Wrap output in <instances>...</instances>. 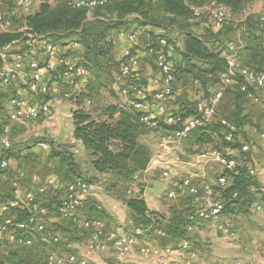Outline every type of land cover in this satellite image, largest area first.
I'll return each mask as SVG.
<instances>
[{"label":"built area","instance_id":"built-area-1","mask_svg":"<svg viewBox=\"0 0 264 264\" xmlns=\"http://www.w3.org/2000/svg\"><path fill=\"white\" fill-rule=\"evenodd\" d=\"M7 1L9 0H0V33L11 31L12 18H19L22 13L24 17H28L37 12L40 7H37V4L49 3L48 0H10L14 6L3 9ZM109 1L67 0V3L91 11L98 6L106 5ZM191 11L193 19H208L217 30L229 27L236 29L247 16L253 15L250 13L239 18L219 0H207L202 6L191 7ZM257 17L264 23V15ZM27 30H29L27 25L21 29L27 38L23 41V49H12L21 40L7 43L0 49V93L9 94L6 99L0 100L3 105L0 107V120L6 121L0 133V182L7 180L10 186L7 191L9 197L0 198V246L9 244L31 247L39 242L48 247L45 255L46 264H99L90 263L86 255L73 252L68 255L60 254L51 249V245L63 241V236L57 231L55 224L63 219L78 217L80 228L88 232L85 240L86 249L94 255L110 257L111 264H206L203 262L200 249L194 246L193 235L198 231L199 221L207 222L234 237L232 229L238 221L236 215L242 213L239 210L228 211V206L237 207L236 199L239 195L237 191H230L227 195L234 181V177L229 173H238L239 166L246 162L248 174L257 181L259 191L264 196V160L257 159L258 145L255 146L248 136H244L241 126L228 119L221 110L227 90L237 83L239 90L247 93L248 97L256 102L264 92V70L256 71L241 61L243 39H229L226 46L221 48L226 69L215 83L207 85L204 90L200 89L201 94L192 105L194 111L188 116L183 112L185 105L178 104L181 110L179 112L174 109L179 90L175 87L177 81L173 62L168 58L169 54L182 49L183 41L180 38L159 36L155 41L158 45H150L146 49L154 58L159 71L152 80L151 89L138 82L143 75V68L140 56L135 55L134 50L127 49L118 57L121 60V77L131 78L138 83L123 87L116 85L114 90H119L117 107L123 111L140 113V120L143 123L142 135H156L164 131L157 138L147 167L136 173L128 183L129 186L126 187V193L130 195L128 197H140L150 186L148 176L155 170H159L164 179L171 180V188L165 193L169 201H177L179 191L188 192L191 196L190 201L184 206L187 237L178 244L162 246L153 242L157 235L165 236L166 232L159 224L161 220L158 213L150 208L147 210L150 222L134 226L131 221L128 230L125 226H110L103 218L87 217L83 213L85 206L91 200H95L104 181L79 178L70 182L59 204L53 210L46 206L44 200H38L37 195L42 197L49 188L57 187L59 180L56 175L51 174L44 181L39 179L37 183L33 181L38 188L37 191L27 187L29 174L25 169L18 168L21 158L12 155V151L16 145L28 142L30 138L17 139L21 137L16 135V126L53 116L56 101L54 99L38 101L37 98L46 97L51 92L49 75L56 69L51 59L59 54L57 45L50 39L36 36ZM143 34L139 28L118 33L119 37L129 39L133 46L142 44ZM147 37L148 40L152 39L150 33H146L145 38ZM37 51L39 53L36 58ZM42 54L44 58L40 59ZM62 65L63 69L58 76L62 81L83 80L87 74V70L78 62L61 61ZM196 86H200L198 80H195L191 87ZM212 126H219L221 130L210 132L212 143H206L200 153L190 160H184L177 154L182 142L190 137L194 130L211 129ZM262 130L259 133L261 140L264 141V129ZM72 142L77 148L84 147L82 141L75 137ZM220 144L239 148L241 156L227 154ZM51 146L55 145L44 139L36 141V147L40 150L48 151ZM242 157H245L246 161ZM210 163H215L223 169L212 181L207 180L205 172L206 166ZM186 165L199 172H186ZM95 205L98 210H105V201L102 199H96ZM262 208L259 202L250 206L251 211H261Z\"/></svg>","mask_w":264,"mask_h":264},{"label":"trees","instance_id":"trees-1","mask_svg":"<svg viewBox=\"0 0 264 264\" xmlns=\"http://www.w3.org/2000/svg\"><path fill=\"white\" fill-rule=\"evenodd\" d=\"M146 1L110 0L106 5L98 6L90 11L85 8L73 7L67 3V0H58L55 5L49 3L40 5L37 12L27 17L26 24L29 28V33L46 37L56 45H65L70 42L82 45V53L77 62L87 71H90L93 76L90 91L92 87L95 88L92 91H96V88L97 90L98 88H103L101 86L103 83L105 85L104 88H108L107 90L111 92L113 84L109 85V82L116 75L120 74L119 76H121V60L114 53V35L121 30L130 31V27L133 25H131L127 17L134 13L140 16V19H134L136 20L135 23H139L133 28H139L144 32L143 37H141V45L144 46V49H148L150 45L157 46L156 39L166 34H155L153 31L144 30L143 27L147 25L161 27V24H164L169 25V27L177 25L180 29L181 36L183 37V47L174 53L172 59L177 82H183L184 79L190 78L189 84H193L195 80H198L200 86L195 87L198 90H204L207 85L215 83L219 79L220 74L226 69L222 47L217 49L218 47L216 48V46H219L217 42H221L223 38H227L229 36L228 32L234 28L229 27L224 30H217L212 27L208 20L204 26L202 25L203 23H200L204 30L203 34L196 33L190 23L192 11L185 0L155 1L157 3L155 4L156 8L161 9L165 15L163 18L165 22L147 20L145 12L149 11V4ZM219 1L233 7V10L238 5V0ZM237 28L242 31L244 41V48L241 50L242 63L256 71H263L264 23L259 20V17L249 15ZM146 33H150L152 39L148 40V37L146 39ZM15 40L26 41L25 32L10 31L0 33V47ZM61 70L62 67L55 69L52 73L57 74ZM201 90H199V93L197 92V95L195 94L196 98L200 95ZM112 93L114 92L112 91ZM180 94L177 93V97ZM225 95L228 97L226 99L224 96L226 101L223 109L221 107L222 113L238 126H241V128L244 124L253 123V120L244 114V108L240 101L248 98V95L239 90L238 83L227 90ZM231 96L234 101H231ZM193 102L185 104L183 111L185 112V116L193 113ZM231 102L235 104L232 112H230ZM2 106V103H0V107ZM103 109L104 112L109 114L110 118H113V115L117 111L120 112V116L116 120H102L96 119L86 111H74V137L82 141L85 151L89 154L94 170L109 177L107 181H104L106 190L117 198H123L134 226L146 225L151 220L150 215L147 213L148 207L146 202L141 198H130L125 193L126 187L132 177L144 170L150 159V151L139 143V136L143 130L140 113L120 110L114 104L106 105ZM0 122L3 125V121L0 120ZM213 130L219 131L221 129L219 126H212L211 129L198 128L193 131L191 136L199 144H211L212 138L210 132ZM17 156L18 158L22 157V155ZM25 158H21L18 168L26 170L29 163H32L35 167L42 163L47 171L45 178L51 174L57 176L59 180L57 187L49 188L46 194L42 196L44 197L46 206L51 210L59 204L60 198L70 182L79 178L88 179L79 172L81 171L80 164L68 148L51 146L50 150L43 151L35 147ZM28 172L27 179L30 178L31 173L30 171ZM88 180L93 179L89 178ZM252 188L256 190L252 191ZM230 191H237L239 193L236 199V203L238 204L236 209L239 211H249L250 206L259 200L258 196H261V192L259 191L258 183L248 174L246 162H243L239 166L238 175L234 177L233 184L229 188L227 195ZM262 199L264 200V197ZM170 208L169 210H172V212L170 211L171 215L169 214L171 218L167 220L168 227L165 229V224L159 223L166 232L165 236L157 235V237L161 238L159 245L162 246L178 244L182 239L187 237L185 211L182 212L175 209L174 206ZM94 210L98 212L103 211H99L96 205L90 202L85 206L83 213L87 217L102 218L100 215H94ZM88 211L91 214H88ZM234 211L235 209H231V212ZM63 221L75 224V228L80 227V218L78 217L63 219ZM59 224L60 222L55 225L57 231L61 232L60 228L62 225ZM61 234L64 241L65 235L63 232ZM72 239H74L73 235L71 236ZM63 241L60 243L62 244ZM10 246L12 245L5 244L4 247L0 246V249L3 250L2 254H0V264H7L11 260L15 264H25L23 261L24 257L29 258L32 264H46L43 254L45 253L46 255L47 246H40V248L44 249L43 253H40L41 250L34 253L38 249L39 242H36L31 247H23L29 248L28 250L34 253L32 255L24 253V256L19 253L16 254L17 251L10 255ZM7 251L9 252L7 253Z\"/></svg>","mask_w":264,"mask_h":264},{"label":"rangeland","instance_id":"rangeland-1","mask_svg":"<svg viewBox=\"0 0 264 264\" xmlns=\"http://www.w3.org/2000/svg\"><path fill=\"white\" fill-rule=\"evenodd\" d=\"M56 1V2H55ZM157 1V0H155ZM155 1L153 0H147L146 2L149 4L148 6V10L147 12H145V15H147L146 19L147 20H151V21H160L162 23L165 22V19H163L165 17V15L163 14L161 9H157L155 4ZM187 2V4L189 5V7H197V6H202L204 5L207 0H185ZM58 2V0H53L51 1V5H55ZM15 3V2H14ZM224 4V3H223ZM237 7L235 10H233V7L231 6H227L228 10L232 13L235 14L237 17L242 18L247 16L248 14L252 13L255 16H262L264 15V0H238L237 3ZM14 6L13 2L10 0L6 2V5L3 6V9H10ZM151 7V9H150ZM27 21V17H24V14L22 13L21 16L19 18H12L11 19V31H21L18 30L17 27L18 26H22L25 25ZM131 22V25H133L132 27H130V30L133 29V27H135L136 25H138L139 22L135 23L136 20H129ZM206 21H208V19H200V20H196L193 19L191 17L190 23L192 24V29L199 31V25L200 23H203L202 25L204 26V24L206 23ZM209 23V22H208ZM167 24V23H166ZM27 25V24H26ZM163 32L166 33V35H168L169 37H172V39H179L182 40L183 37L181 36V32L180 29L178 28L177 25H174L173 27H169V25H164L161 24ZM238 27V26H237ZM234 29L237 31V28ZM171 28V29H170ZM29 31V30H27ZM125 31V30H123ZM177 31L180 32L178 33V36L176 37L175 34H177ZM230 33V32H228ZM202 35V34H201ZM118 36V35H117ZM115 37V41L118 40V37ZM236 35L233 36L232 33H230V36H228L227 38H223L221 43V47H225L226 46V41L229 39H235ZM243 39V38H242ZM209 43V41H207ZM21 42L20 44H17V47H14L12 49H23ZM210 46H212V44L209 43ZM2 47H0L1 49ZM39 49V48H37ZM135 55H139L138 52L133 51ZM38 53L39 51H37V53L35 54V57H38ZM173 55L174 54H169L168 58L169 60L173 59ZM44 55L42 54V56L40 57V59L44 58ZM36 57V58H37ZM140 61L142 59V57H139ZM149 63V61H147ZM150 65H152V70L155 71V74L152 78H154L158 73V68L156 66L155 60L153 57H151V62L149 63ZM142 65V64H141ZM143 68V75L141 77V79L138 81L141 84L145 85V82L148 83L150 79H147V72L144 70V65H142ZM63 69V67H62ZM59 74H61V72L57 73V74H50L49 76L50 78V85L52 87L51 92L46 96V97H39L37 98L38 101H42V100H52V99H57V100H61L59 102H57L56 105V109H60L63 113L65 114H69V112H71L70 110L73 109V103L78 101L81 103H85L88 104V100H90L89 102L94 103L97 102V106L99 108H104L106 105H110V104H115L117 103V101L119 100V95L117 94V92L119 90H114L113 87L116 85L123 87L126 85H134L137 84L135 80L131 79V78H121V76L116 75L114 77V79L109 82V85L113 84L112 90L111 92L109 90H107L108 88H104V84L102 83L101 86H103V88H96V91H92L95 88L92 87V90L90 91L91 88V84H89L88 86H86L85 90L82 91V89H84L81 85L82 83V79H75L73 82L69 81V80H65L62 81L61 78H59ZM190 78L184 79L183 80V86L188 85L190 83ZM148 84H146L145 86H147ZM152 85L150 84V89H151ZM190 87V85H189ZM200 90V89H199ZM198 89H194L192 87L190 88H185L183 90L180 91V96H178L177 98V102H175L176 104L174 105V109L175 111L179 112L180 107L178 104L185 105L186 103H191L193 101H195L196 99H192L194 98L193 93L194 94H198L199 93ZM82 91V92H80ZM112 91L114 93H112ZM198 92V93H197ZM12 93V92H11ZM201 94V92H200ZM102 104V105H100ZM101 106V107H100ZM255 110H253V112H250V119H252L253 121L257 122L258 120H262L261 122L264 121V110L263 107L260 106V104L255 105ZM82 106H80L81 111H85L84 110V106L83 108H81ZM222 109H223V102H222ZM89 108V105L86 106V109ZM55 110V106L53 108V113ZM1 118V117H0ZM3 125H5L6 123L5 120H2ZM54 122V120H47V119H39V120H34L30 122V125H28V131H26L27 133L25 134H18L17 136L21 137V138H17V139H25L30 137L31 138V147L35 148L36 147V141L40 140V139H44L46 141H48L50 144H53L55 146L57 145H61V144H66L68 143V140H70L69 136V129H68V124L66 120L61 121L60 125L59 124H52L51 122ZM44 122V124H43ZM48 122V125H46V123ZM50 122V124H49ZM3 125L0 122V132L2 130ZM248 125V128L243 127L242 126V131H243V135L244 136H248L250 138V140L256 144L255 146H257L260 142H259V138H258V131H263L262 129H260V127H253V124H246ZM264 126V124H262ZM252 127L251 129L249 128ZM255 129H257V131H254ZM264 129V128H263ZM17 130V128H16ZM62 132L61 134H59V132ZM164 131H160L159 134H150L147 137H142L141 139H139V143L146 147V149H148L150 151V156L152 155V153L154 152L153 149L155 148L156 142H157V138L159 135L163 134ZM17 134V133H16ZM30 140V139H29ZM264 142V141H263ZM222 145V147L224 148L225 145ZM219 145V146H220ZM205 146V144H199L198 142H196L194 140V137L190 136L187 139H185L180 148H178L177 154L181 156L182 159L184 160H190L192 157H194L196 154L200 153L201 150L203 149V147ZM80 147H78V151L76 153V157L78 159V163L80 164V170L79 172L82 173L83 176H85L86 178H90L93 180H97V181H107L109 179L108 176H99L97 177L96 174L94 173L93 168L88 164L86 157H84L82 151L79 150ZM14 150H16L14 152ZM257 150H261L260 152L256 154L257 159H264V156L262 155V152H264V148L259 146V149L257 147ZM22 151L24 150H19L14 148L13 152L14 155H18L20 154ZM26 151V150H25ZM261 153V155L259 154ZM86 159V160H85ZM242 159H244L246 161L245 157H242ZM150 160V159H149ZM28 164V163H27ZM26 164V165H27ZM27 171H32L37 173L36 175L38 176L37 181L39 179H41V177H45L46 176V169L45 166L41 163L39 165H37L36 167L33 166L32 163H29L28 166L26 167ZM186 172H196L198 173L199 171H193L192 168L190 167H186ZM223 171V169L215 164V163H210L208 164V166H206L205 168V172L207 173V180L208 181H212L216 178V176L221 173ZM33 172L31 173L33 175ZM232 177H236L238 175V173H229ZM178 178V177H177ZM148 181H149V185L151 190L154 189L156 190L158 196L157 199L159 200L160 204L163 207V214H159L161 216L160 217V222H162V225L165 224V229L166 227H168V222L167 220L169 218H171V214L169 216H167V213H171L169 209H171L170 207L174 206L175 209H178L182 212L186 211L185 203H187L188 201H190L191 196L188 194V192H182L179 191L180 195L177 199V201H169L168 197L165 196V193L167 191V189L171 188V180H166L162 177L161 173L159 170H155L153 172L150 173V175L148 176ZM232 180V178H231ZM28 183V181H27ZM9 186V182H7L6 180H2L0 182V197L6 198L9 197L8 196V192H7V188L4 186ZM33 184V183H32ZM34 185V186H33ZM33 185H27L28 188L33 189L34 191H37L38 188L36 187L35 184ZM105 184L101 185V188L99 189L97 196L95 197V200H91L92 204H95L96 199H102L103 201H105V210L103 211H95L93 212L94 215H100L102 216V218L104 220L109 219V223L112 224V226L114 225H122L123 227L125 226L126 229H130V222L129 219H131L130 214H128V212H126V209L119 203L116 201V199L118 201L124 202L123 198H117L116 196H114L113 194L109 193L108 190H106ZM129 186V185H128ZM127 186V188H128ZM10 187V186H9ZM126 193V191H125ZM127 196H130L126 193ZM113 197V198H110ZM259 200L258 202H260L261 205L264 204V200L262 199V197L264 196H258ZM37 199L38 200H44V197H41L40 195H37ZM238 205V204H237ZM263 207V206H262ZM111 208H113L114 210H112ZM109 211L111 212H108ZM173 209V208H172ZM231 209H236V208H232V207H228V211L231 212ZM261 210H263L262 212L260 211H247L250 213L249 216H246L248 214L244 213L243 215L240 212V214H237V216H239V220L236 222L235 224V231L234 234L235 236L232 237L230 235V233H223L222 231H220L219 229L216 228H209L208 225L204 222V221H199L198 224V231L196 232L195 235H193V238L195 239L194 242V246H197V244L200 242H203V239L206 237L205 234H208L210 236L209 239L214 238L216 240V238H220L219 242L221 244H223L222 247V251H219L218 256L224 257L223 259L225 260L226 264H264V208H262ZM258 212H260L259 214H257ZM88 214H91L89 211L87 212ZM260 214H263V216L261 217ZM165 215V216H164ZM108 221V220H106ZM236 221V220H235ZM60 224L62 225V227L60 228L61 232H65V234H69L65 235L66 238H70L74 234L76 233L78 235L79 238H81V240L84 242L87 238L88 233L85 232V230H83L82 228L78 227L75 228V224H70V222H65V221H61ZM59 224V225H60ZM65 224V225H64ZM77 230V232H76ZM73 233V234H71ZM68 242V241H67ZM161 243V238L157 237L155 238V241L153 242V244L155 243ZM214 242L211 241V244H213ZM202 245H205V243L203 242ZM61 246V247H60ZM81 246H84L81 244ZM220 248V247H218ZM29 248H23V247H19V246H10V255L13 254V252H16V254H21L24 256L25 254H34L37 251H40V253H43V248H40V245L38 246V249L35 250L34 253H31L30 250H28ZM46 249V248H45ZM51 249H53L54 252L60 253V254H65L67 252V250L69 249V247L66 245V242L64 243V245H51ZM221 249V248H220ZM24 250V252H23ZM7 251V253L9 252ZM3 250L0 249V254H2ZM212 255H216L215 253H213ZM262 257V259H260V261H257L259 259V257ZM46 257L45 253L43 254V258ZM213 258V256H212ZM219 259V257H218ZM203 262H207L206 264H212L211 263V259H208V261H206L205 259H203ZM7 264H15L14 261H9L7 262Z\"/></svg>","mask_w":264,"mask_h":264},{"label":"crops","instance_id":"crops-1","mask_svg":"<svg viewBox=\"0 0 264 264\" xmlns=\"http://www.w3.org/2000/svg\"><path fill=\"white\" fill-rule=\"evenodd\" d=\"M48 1H49V3H51V1H53V0H48ZM153 1H155V0H153ZM39 6H40V4H37V7H39ZM39 8L37 9V11L39 10ZM135 18L140 19V16L137 13H134V14H131V15H129L127 17L128 21L129 20H133ZM25 25H26V23H25ZM25 25L18 26L17 29L21 30L23 27H25ZM143 28H144V30L153 31L155 34H166V33L163 32L162 27L153 26V25H147L146 27H143ZM199 29H200V32L196 31V30H194V31L196 33H198V34H203L204 30L202 29V25L199 26ZM121 31H123V30H121ZM118 33L119 32H116L114 36L116 37L118 35ZM178 33H180V32L177 31V34H175V35H178ZM230 33H232L233 36L236 35L235 39L240 40V39L243 38L242 37V31L239 30V29H237V31L233 29L232 31H230ZM230 33H229V36H230ZM117 37H118V40L114 42V53H115L116 57L118 58L127 49L134 50V51L138 52L139 56L142 57L141 61H142V65H144V70L148 73L147 74V76H148L147 79H150L149 82L146 83V84H148L147 86L150 87V84L152 85V80H153L152 77L155 74V71L152 70V65L149 64L151 62V56L146 52V49H144L143 45L133 46V43L129 39H127L125 37H123V38L119 37V35ZM21 42H23V41H21ZM217 45H219V46H216V48L218 47L217 49H220L221 48V46H220L221 43L217 42ZM15 47H17V45H15ZM21 47L24 48V42L22 43ZM57 49H58V53L59 54L55 55L51 59V62L56 65V69H59L60 67L64 66V65L61 66V61L65 62V63L66 62H70V61L77 62V59L81 56L83 48H82V45L79 44V43L70 42L69 44H65V45L57 44ZM147 61H149V63ZM92 79H93V76L91 75L90 71H87V74L83 78L82 83H81L82 87L84 88V89H82V91L87 89L85 87L88 86L89 84H91V82L93 81ZM182 83L183 82L179 81V82H177L175 84V87L179 90V94H180L181 90H183L185 88H190L192 86V84H189L190 87H189V85L183 86ZM88 89H91V88H88ZM113 89H115V86L113 87ZM82 91H80V92H82ZM8 95L9 94H7L6 92L0 93V100L6 99V97H8ZM260 95H261V97H260L258 102H256L255 100H253L250 97L246 98L245 100H241L240 101L241 105L244 108V114L247 115L248 117H250V112L252 113L253 110H255V107H256L255 105H257V104H260V106L263 107V110H264V92L262 94H260ZM193 96H194V98H192V99H195L196 96H195L194 93H193ZM225 97H226V95H225ZM225 97L223 99V105H224V103L226 101ZM227 97H226V99H227ZM55 101H56V105H57V102H59L61 100L55 99ZM89 101L90 100H88V104L81 103V102H78V101L74 102L73 105H72L73 109L70 110L71 112H69V114L63 113L58 108L56 109V105H55V110H54L53 116L51 118L47 119V120H54V122L53 121L51 122L52 124L54 123V125L55 124H59L60 125L61 121H63V120L67 121V124H68L67 126H68V129H69L68 130L69 131V136L68 137L70 138V140H68V143H66L65 145L64 144H61V145L59 144L57 146L68 148L74 154L75 159H76L77 162H79L77 157H76V155H77L76 153L78 151V148L72 142V139L74 138V134H73V132H74V111L80 109V106H82L81 108H83V106H84V110L86 112H89L96 119L116 120L120 116V112L117 111L113 115V118H110L109 114L107 112H104L103 108H99L97 106V102H94L92 104L90 102V104H89ZM231 101H234L232 96H231ZM87 105H89L88 109H86ZM100 105H102V104H100ZM114 105H116V103ZM234 107H235V104L233 102L231 104V106H230V110H231L230 112H232L234 110ZM261 121L262 120H260V121L258 120L257 122L253 121V123H248V124H253V127H258L259 126L260 129H263L264 126L262 124H264V121L263 122H261ZM43 124H44V122H43ZM49 124H50V122H49ZM28 125H30V123H27L26 125H17L16 126V128H17L16 133L17 134L16 135H18L19 133L22 134V135L27 133L26 131H28ZM46 125H48V122L46 123ZM243 127L248 128V125L244 124ZM249 128L251 129L252 127L249 126ZM254 131H257V129H255ZM259 132L260 131L257 132L258 133L259 142H260L258 144V149H259V146L264 148V142L261 140ZM61 133L62 132L60 131L59 134H61ZM142 137H147V136L141 134L139 136V139H141ZM30 143H31V138H30V140H28V142L19 143L18 145H16V147H15L16 149L24 150L20 154H18V155H22V157H20V158H25V156H27V154L30 151L34 150V148L31 147ZM79 150L82 151L83 154H81V155H84V157H86L88 164L92 167L89 154H88L87 151H85V148L84 147L83 148H79ZM15 151L16 150H14V152ZM75 151H76V153H75ZM224 151L227 154H230V155L235 156V157L241 156L240 155V149L237 148V147L231 146V145L230 146H228V145L225 146L224 147ZM260 151L261 150H259V151L257 150V153L260 152ZM14 152L12 151V155L14 154ZM259 154L261 155V153H259ZM262 155L264 156V152H262ZM15 156H17V155H15ZM25 159H27V158H25ZM186 166H188V165H186ZM93 170H94V168H93ZM31 173H30V178L28 179L27 185L28 184L29 185H33L32 181L37 183V180H34V179L38 178L39 175L37 173H35V172H33V175ZM94 173L96 174L97 177L106 176V175H103V174H100V173L96 172L95 170H94ZM32 178H34V179L32 180ZM42 179H45V177H43V178L41 177L40 180H42ZM4 187H6L7 191H9L10 187L8 186V184H7V186H4ZM156 190H154V189L151 190V188L149 186L147 190H144L143 194L140 197H132V198H141V199H143L146 202L148 208H150L151 210H153L154 212H156L158 214H163V210L164 209H163L162 205L160 204L159 200L157 199L158 194H157ZM110 198H113V197H110ZM116 201L119 202L126 209V212H128V214H130L127 206L125 205V202L118 201L117 199H116ZM256 202H258V201H256ZM262 206L264 208V204ZM111 209L114 210L113 208H111ZM236 210L237 209H235V211ZM170 211L172 212V210H170ZM262 211L263 210H261L260 212H262ZM108 212H110L109 209H108ZM260 212H258V213L256 212V213L259 214ZM169 214H171V213H167V216H169ZM241 214L243 215L244 212L242 211ZM249 215H250V213L248 215H246V216H249ZM260 216L262 217L263 214H260ZM236 217H238L237 219L239 220L240 217L237 216V215H236ZM106 220H108L107 222L109 223V219L106 218ZM130 221H131V219H129V222ZM205 223L208 225L209 228H213V226H211L209 223H207V222H205ZM109 225L112 226V224H110V223H109ZM232 230L235 231V228H233ZM63 234L69 236V234H65V232ZM205 236L206 237L203 239V242L205 243V245H202L203 242H201V243L199 242L197 244V246H196L197 248L200 249L202 258L205 259L206 261H208V259H211L212 260L211 261L212 264H226L225 260L223 259L224 257L218 256L219 251H222V247H223V244H221L219 242L220 238H216V240L214 238H211V239L208 240V238H210L208 236H210V235L205 234ZM211 241L214 242V243L211 244ZM65 242H66V245L69 247V249L65 253L66 255H68V254L73 252V253H78L80 255H86L87 257H89L90 263H99V264H111L112 263L111 262L112 259L110 257H106V255L102 256V255H94L93 253H90L85 247V244H86L85 241L83 242L81 240V238H79L76 233L74 234V239L71 240V238H70V241H69V238L65 237L64 241L62 242V244L60 243L59 245L63 246ZM194 242H195V239H194ZM81 244L84 245V246H81ZM39 245L43 246L41 243H39ZM218 247H220L221 249L218 248ZM213 253H215L216 255H212ZM212 256H213V258H212ZM218 257H219V259H218ZM260 259H262L261 256L259 257V259L257 261H260ZM23 261L25 262V264L31 263L30 259L27 258V257H24Z\"/></svg>","mask_w":264,"mask_h":264}]
</instances>
